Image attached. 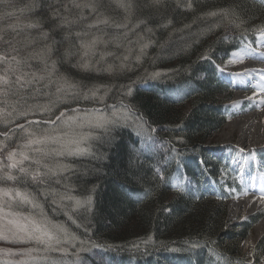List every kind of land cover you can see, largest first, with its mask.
<instances>
[{
    "label": "trees",
    "instance_id": "1",
    "mask_svg": "<svg viewBox=\"0 0 264 264\" xmlns=\"http://www.w3.org/2000/svg\"><path fill=\"white\" fill-rule=\"evenodd\" d=\"M60 2L67 6L71 0ZM95 2V12L74 8L62 11L65 23L52 19L50 5L57 0H13L8 10L15 15L0 20V28L20 26V43L16 44L20 56L27 58L51 47L43 60L28 61L30 70L37 74H46L47 61L51 75L36 86L44 94L23 89L9 97L10 103L21 112L35 104L55 102L52 111L43 115L14 114L7 127L14 128L16 134L7 139L0 135V188L31 193L48 220L76 237L69 254L45 253L60 264H264V234L256 242L251 260L239 247L264 217V211L235 225L228 221L227 206L240 187L224 162L208 151L211 139L221 132L230 114L225 105L232 91L218 70L231 53L254 43L260 35L254 29L264 27V3ZM29 5L34 7L29 10ZM213 12L215 16L209 15ZM33 22H39L40 27H26ZM43 33L48 34L47 39L42 38ZM6 35L11 39L15 34L9 30ZM97 37L101 42L85 57L81 43ZM6 50L7 46L0 44V54ZM82 62L89 67H81ZM2 69L0 64V74ZM57 87L64 93L58 94ZM90 90H97L94 99ZM58 95L62 97L59 101ZM119 102L132 110L127 119L121 115L125 108ZM109 104L117 105L112 109ZM94 106L101 107L99 114L115 122L104 128L84 124L77 129L79 136L86 137L82 142L84 154L40 157L35 151L40 146L36 145L27 149L30 159L22 165L29 169L28 174L4 167L7 153L23 149L29 132L39 134L60 125L57 121L55 125L28 127L29 120L54 119L61 111L71 115L70 109ZM20 124L26 126L25 131L17 127ZM5 128L0 122V131ZM64 132L62 124L52 134ZM31 158H41V165ZM57 162L68 168L43 184L31 180V172L38 168L46 171L43 164ZM6 172L15 180L3 177ZM180 178L191 182L186 193L171 187ZM53 201L73 222L60 215L61 209L52 205ZM76 201L83 204L77 206ZM27 246L0 240V248ZM4 258L0 255V261Z\"/></svg>",
    "mask_w": 264,
    "mask_h": 264
},
{
    "label": "snow or ice",
    "instance_id": "2",
    "mask_svg": "<svg viewBox=\"0 0 264 264\" xmlns=\"http://www.w3.org/2000/svg\"><path fill=\"white\" fill-rule=\"evenodd\" d=\"M154 3H159V0H154ZM191 7V3L188 5ZM13 7V0H0V20H3L7 17H12L15 15L11 9ZM34 5H29V10L33 8ZM98 5L95 0H83V2H77V0H71L70 5H65L60 0H57V3L50 5L52 12L53 21H62L67 22V18L61 15V12L70 11V9H90L95 12ZM209 15L215 16L216 13H209ZM98 23H107V21H98ZM63 26V23L61 24ZM118 27H124V25H117ZM27 28H39V22H33L26 25ZM89 28L95 27V25H89ZM237 27H240L237 24ZM9 30L15 35L10 39L7 37V33ZM260 33L261 37H264V27H258L254 29ZM77 36L81 34L76 33ZM20 36V26L18 24H10L7 29L0 28V44L7 46V50L0 54V64L3 65L2 74H0V122L6 124V128L3 131H0V135L4 136L5 139L16 134L14 128L7 127L8 124L12 123V119L15 115H22L24 117H28L36 114H45L52 111V108L55 106V102H49L47 104H35L31 107H25L21 112L16 111V106L10 103L9 97L15 94H19L21 90L32 88L33 91L40 95L44 94L42 92L41 87H36L37 85H41V82H45L48 77H50L51 73L47 72V61L45 60V72L46 74H37L36 71H31V65L29 64L30 59H44L51 52V47L46 46L45 49L30 53L27 58L20 56V50L16 47L17 43L20 41L17 37ZM48 34L43 33L42 38L47 39ZM101 42L100 38H94L90 41L82 42L81 48L84 49V56H89L97 43ZM264 44V40L261 41ZM26 46V45H25ZM244 47L246 49H251V44H245ZM253 52L255 49H251ZM143 51V49H141ZM14 53V54H13ZM232 57L242 61L243 56L238 52L231 53ZM264 56V53H261ZM10 56V58H9ZM203 59H209L208 56H203ZM127 59V57H125ZM229 64L234 63L233 60L228 61ZM55 62L52 64V68L54 69ZM81 67L87 69L89 65L86 62H82ZM154 76L160 75V73H154ZM44 87L47 86V83H44ZM73 88L75 86H72ZM92 95H95L97 90H90ZM56 92L64 93V89L62 87H57ZM67 93H65V96ZM87 98V96H85ZM62 99L61 96H57V101ZM80 109H70L72 113H78ZM96 111V110H93ZM127 119V117H125ZM78 117L75 115H69L68 113L61 111L59 115L55 116L54 119L47 120H29L28 127L39 125L43 123L57 124V121H60V125L68 124L71 126L72 122L77 121ZM83 122H86L90 126H94L97 128H104L105 125L109 123H114L115 121H110L108 118L102 115H92L91 113L83 118ZM60 125H57L56 128L45 130L39 134H34L29 132L27 134V142L23 146L25 149H28L32 146L39 145L40 147H36L35 151L39 154L40 157H61L64 155H80L86 152L85 148L80 147L81 143L85 136L81 135L79 137L72 138H64L57 135H53L52 133L57 131L60 128ZM82 126V125H81ZM21 129V131L26 130L25 125H17ZM150 131H155V129H149ZM140 134V133H138ZM51 144H58L59 148L46 149L44 146ZM174 151V149H173ZM30 157L26 152H16L9 151L7 153V161L8 163L4 165V167L8 169H17L19 172L28 174L29 169L23 167V163L26 160H29ZM33 163L36 165H41V158H31ZM2 163V162H0ZM42 167L46 169V171H41L39 168L33 172H31V180L37 184H43L46 180L56 175L58 172L63 171L68 168V165H62L58 162L54 165H49L47 163L43 164ZM159 172V169L157 170ZM162 178V177H161ZM8 180H15V177L11 174V172L7 175ZM58 182V181H57ZM190 181L187 183L182 179H176L171 187L177 190L179 193H186L189 191ZM7 198V199H3ZM64 197H62L63 199ZM67 199H72L71 197H67ZM16 200L19 203L31 204L34 208H40L41 206L36 202L35 197L32 196L29 192H22L19 189L15 188H0V220L5 221L2 226H0V240L9 242V243H24L29 241H35L37 244L44 245L45 251L56 250V245H60L62 243H68L70 241H75L76 237L72 236L68 231L62 226L58 224L52 223L47 217L44 215L43 211L40 212V219H35L30 216H21L14 211H4L5 207L11 208L10 201ZM55 203V201H53ZM77 206L81 205V201L75 202ZM91 203V200L87 202ZM71 219V217H69ZM23 221V222H22ZM83 243V241H81ZM35 251L32 248L27 250L12 253L9 252V255H20L23 257H30ZM66 251V250H65ZM19 264H28L27 259L19 261ZM55 264V262H53ZM251 264V261L248 262Z\"/></svg>",
    "mask_w": 264,
    "mask_h": 264
},
{
    "label": "rangeland",
    "instance_id": "3",
    "mask_svg": "<svg viewBox=\"0 0 264 264\" xmlns=\"http://www.w3.org/2000/svg\"><path fill=\"white\" fill-rule=\"evenodd\" d=\"M259 1L264 3V0H259ZM250 44H251V49L255 48V51L253 52L251 49L244 48L241 50L242 51L241 55L250 54V55L255 56V54H260L258 53L259 37L255 43H250ZM260 58H264V57L259 56L258 60H260ZM230 60L235 61L236 59L235 57H231ZM253 60L255 61L257 59H253ZM229 66H232V63L229 64L227 62L225 65L220 67V69L218 70V75L219 77L224 79L226 82H228V85L230 89L232 90V92H234L235 89L238 87L237 86L238 82L243 83L245 81H249L250 86H254V85L257 86V84H259V82L256 83L255 81V79L259 76L258 73H255L253 76L249 77L248 73L242 72L244 68L240 70L239 68L236 67L237 70H240L243 73L242 78H239V75L238 76L230 75L228 73L230 71ZM234 94L232 95L233 98L227 104L229 111H230V114H228L230 123L228 125H225V127H223L221 132L211 139L210 141L211 144L208 147V151H212L215 157H218L220 160L224 162V164L228 168L229 173L235 175V178L241 189L239 193L237 192L238 196H236V198L233 201H231L227 209V218H228V221L232 225L240 223L241 221L245 220L249 215L256 212L258 207H256V205L245 206V203L247 204V201H245L244 199L249 196H251L250 199H252L253 197H262L260 190H264V140H263L264 138L259 137L260 132H261L260 130L258 131L253 130V131H250L249 133H246L248 128H250L252 124L256 125L257 127H260V126L264 127V98L260 100L259 98L261 96H258V95L251 96L247 98V100L253 101V100L259 99L258 102L246 104L247 106H245L244 109L243 108L241 109L239 102H238L239 98H237ZM95 97L96 95L94 96L92 95L93 99ZM245 98L246 97H244V99ZM117 104H121V106L125 108L121 115L125 117H130V115H132V110L130 108L126 107L120 102ZM116 105L109 104V106L112 109H115ZM78 109H80L78 113L71 114V115L77 116L78 120L72 122L71 126H69L68 124H63L65 128V132L59 135L60 137H64L66 139L72 138V137H79L77 129L81 125L87 124L86 122H83V118H86L90 113L92 115H101L99 114V112L101 111V107H98V106H94L89 109H84V108H78ZM93 110H96V111H93ZM82 111H85V112H82ZM113 114L116 115V113H113ZM251 119H253L252 120L253 123H249V122L245 123L244 121V120L250 121ZM31 120H37V119H31ZM242 121L245 124V125H242L243 127H245V130H243L242 126H240V128L234 127V124H233L234 122L240 123ZM42 124H46V123L42 122ZM245 133L246 135L244 136ZM246 137L247 139H245ZM80 147H82V143ZM45 148L47 149V147ZM53 148H59V145L56 144L55 147H52L51 149ZM21 151L26 152L27 149L23 148L19 152ZM7 175L8 173L6 172L2 176L7 177ZM205 179L209 182L210 186L213 187L214 184L212 183V180L207 176H205ZM184 180L186 179L184 178ZM15 189H19V188H15ZM19 190L24 192V190L22 189H19ZM3 199H7V198H3ZM237 200L238 201L242 200V201L239 204H237L238 203ZM10 204H11V208L9 209L8 207H5L4 211L11 210V211L18 213L21 216H30V217H34L35 219H40L41 208H34L31 204L19 203L16 200L10 201ZM38 204L41 205L40 203ZM52 205H54L57 209H61V206L57 202L52 203ZM25 208H28L29 210H25ZM60 215H65L68 220L72 221V219H69V216L67 215V213H65L62 209H61ZM58 217L60 216L58 215ZM4 222L5 221L0 220V226H2ZM262 223H260V225ZM54 224H57V223H54ZM258 227H259V224L256 226V228ZM256 228H255L254 233L252 232L253 234L249 236V238H246L244 241H241L239 245L242 253L249 260H251V252L253 250L254 245L256 244L259 236L264 232V230L256 231ZM84 240L87 241L88 239H84ZM23 244H28L29 246L25 248L13 247V249L0 248V255L6 257L4 258L3 261H0V264H19V261L25 260V259H27L28 264H53V262H55V264H60L57 261L56 257L53 256V257L47 258L45 256V253H48V254L51 253L53 255H67L69 254L68 249L70 247L75 246L74 241H70L68 243H62L60 245H56L55 246L56 250L45 251L44 250L45 246L42 244H37L35 241L24 242ZM29 248H32L35 250L33 251V253L35 254L34 256L32 255V257L22 256L23 258L21 257L19 259H15L14 258L15 256H20V255H15L13 258L10 257L11 255H9V252L18 253V252L27 250ZM64 264H67V263H64Z\"/></svg>",
    "mask_w": 264,
    "mask_h": 264
},
{
    "label": "bare ground",
    "instance_id": "4",
    "mask_svg": "<svg viewBox=\"0 0 264 264\" xmlns=\"http://www.w3.org/2000/svg\"><path fill=\"white\" fill-rule=\"evenodd\" d=\"M261 41L262 40H260L259 41V45L261 46V47H264V44H262L261 43ZM259 56H261V54H255V56L254 55H250V54H245L244 56H243V62H241V63H245L248 59L250 60V59H258V57ZM264 57V56H263ZM246 73H249V74H251V73H253V72H258V73H262V74H264V72H260V71H256V69L255 68H252V67H250V68H248V69H246V71H245ZM255 81H256V83H258V81H257V78L255 79ZM258 87H259V89H262L263 90V92H264V82L263 81H261L258 85H257ZM241 120V119H240ZM253 119H251L250 121L249 120H244L245 121V123H247V122H249V123H253V121H252ZM239 122V121H238ZM234 124V127H238V128H240V126H242V125H245L244 124V122L242 121V122H240V123H233ZM232 124V125H233ZM258 126H259V124H258ZM243 127V126H242ZM243 130H245V127H243ZM253 130H260L259 132H260V135H259V137H262V138H264V127H257L256 125H251V127L250 128H248V130H247V132L246 133H249L250 131H253ZM255 132V131H254ZM246 133L244 134V136L246 135ZM248 135V134H247ZM249 137V136H248ZM258 138V137H257ZM245 139H247V137L245 138ZM264 140V139H263ZM246 141V140H245ZM261 191V194H264V190H260ZM237 202V201H236ZM247 206V205H246ZM262 230H264V222L260 225L259 224V227L258 228H256V231H262ZM256 235H257V233H256Z\"/></svg>",
    "mask_w": 264,
    "mask_h": 264
}]
</instances>
